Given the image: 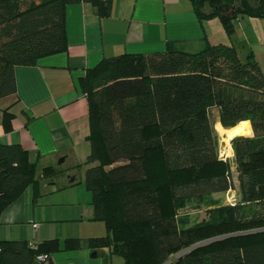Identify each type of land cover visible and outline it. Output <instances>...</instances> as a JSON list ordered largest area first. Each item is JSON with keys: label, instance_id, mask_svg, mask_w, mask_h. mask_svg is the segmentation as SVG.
<instances>
[{"label": "trees", "instance_id": "1", "mask_svg": "<svg viewBox=\"0 0 264 264\" xmlns=\"http://www.w3.org/2000/svg\"><path fill=\"white\" fill-rule=\"evenodd\" d=\"M189 1L199 22L218 19L229 38L239 19L264 18V0ZM80 2L104 15L111 1L0 0V100L16 93L17 66L66 51V7ZM241 49L206 42L189 53L170 43L165 52L106 58L86 72L80 82L90 119L85 183L94 219L108 232L89 247L107 248L125 264H264V75L252 52ZM213 111L226 130L250 122L252 137L230 140L233 160L219 155ZM3 116L10 132L13 116L8 110ZM156 156L162 177L150 171ZM36 171L21 146L0 142V215L29 187L66 174L50 167L39 179ZM236 189L235 203H207L193 227L164 207L165 193L178 208ZM229 225L245 232L195 237ZM29 243L0 241V264H33L60 250L58 240ZM79 246L77 238L65 241L66 251Z\"/></svg>", "mask_w": 264, "mask_h": 264}, {"label": "crops", "instance_id": "2", "mask_svg": "<svg viewBox=\"0 0 264 264\" xmlns=\"http://www.w3.org/2000/svg\"><path fill=\"white\" fill-rule=\"evenodd\" d=\"M110 1L104 15L90 2L69 4L66 51L41 58L31 67L17 66L16 93L0 100V142L21 146L40 169L41 174L35 175L39 179L46 168L66 171L29 187L0 215V241H59L60 250L38 264H125L109 249L89 250L90 256L67 252L63 240L85 237L80 228L94 213L83 202L68 199L67 205L63 203L66 197H49L72 188L74 168L91 153L89 110L80 83L86 72L106 58L165 52L170 43L189 53L199 52L206 42L241 47L239 37L229 38L218 19L199 22L189 0ZM5 110L13 116L10 132L3 128ZM62 157L65 161L58 165ZM70 193L62 194L71 198ZM83 199L89 200L85 194Z\"/></svg>", "mask_w": 264, "mask_h": 264}, {"label": "rangeland", "instance_id": "3", "mask_svg": "<svg viewBox=\"0 0 264 264\" xmlns=\"http://www.w3.org/2000/svg\"><path fill=\"white\" fill-rule=\"evenodd\" d=\"M240 20L238 21L239 23L237 22V24L235 25L234 33L237 35V37H239V40H240L239 45H241L242 47L241 50L245 52L244 54H246V52H250V51L252 52L253 57L255 58L258 65L260 66L261 71L264 75V18L257 19V18L244 17L241 21ZM243 39L245 40V42L243 41ZM211 118H212L211 120H213L215 123L214 128H215L216 137L218 141L217 144H218L219 155L224 161L228 159L233 160L234 155H232L233 151L230 145L231 143L230 140H232L235 137H240V136L252 137L253 136L252 130H251L252 135L247 136V135L240 134V133H247L248 126L245 125L243 128H239L237 126L234 129L239 131V134L237 133V135L235 136H230L229 131L232 129L230 130L222 129L220 127L221 125L217 123L218 121L217 111H213L211 113ZM152 159L153 161L151 163V170H150L151 173L156 175L157 177H162V175L164 176V171H163L164 169L161 164V160L158 159V156ZM94 165H97V163H95ZM233 166L234 165H232V168ZM64 168L65 167H63V169ZM88 168H89V165H87L85 161L79 164L74 173L76 176V183L73 186H71L72 188L65 190L63 192H60V193L53 194L49 197H52L51 199H56L57 197H66L63 203L67 205L68 203L70 205V202H71V201H66L68 199H72L74 202H78V203L83 202L85 208L89 207L92 210L93 209L92 198H91L92 194L91 192L87 190L86 183H85V174H84L86 173V170ZM39 174H41V171L40 169H37L36 176H38ZM67 191L72 192V194L70 193L72 196L71 198L67 197L66 196L67 194H64V195L62 194ZM237 191L238 190L236 189V191H230L226 194H217V195L212 196L211 198L195 199L192 201H188L186 203H183V205L179 206L178 208L174 207L170 196L168 195V193H165L163 202H164V207L167 213L176 211L182 225L186 227H193L195 224L201 221L202 219L201 217H203L202 215L206 211L207 203L209 204L210 203L212 204V202L222 203V204L235 203L239 199V195ZM84 194L87 195V198H89L88 201L83 199ZM210 199H211V202H210ZM72 204H75V203L72 202ZM90 212H89V215H90ZM84 221H85V225L82 226V228H80L81 230L80 232H81V236H85V237H81L82 238L81 240L83 241L79 239L81 245L75 251L79 252V254L81 252V253H84L90 256L89 250H92V248L89 246L91 245V242L105 238L108 233L107 226L105 222L96 221L94 219V214H93V218L89 219V221L86 218ZM256 227H258V225H256ZM60 228H62V231H61L62 233L66 232L63 229V227H59V229ZM251 228L254 229L255 231L258 229L254 227H251ZM243 230L244 229H242V227L240 226L229 225L219 230H216L214 232H205L204 234L202 232L197 233L195 237H200L201 235H205L204 239L205 238L207 239H205L204 241H206L212 238L224 236V235L231 234V233L245 232ZM63 242L65 243V239L63 240ZM83 243L85 244V248L81 247ZM106 249L107 248H103L102 250H106ZM93 250H96V249H93ZM69 251L70 250H67V252ZM122 260L124 261L123 258ZM33 264H38V262L34 261Z\"/></svg>", "mask_w": 264, "mask_h": 264}, {"label": "clouds", "instance_id": "4", "mask_svg": "<svg viewBox=\"0 0 264 264\" xmlns=\"http://www.w3.org/2000/svg\"><path fill=\"white\" fill-rule=\"evenodd\" d=\"M245 125L248 126L247 133H240V134H244V135H247V136H251L252 135V132H251V127H250V122H248V121H241L240 124L238 125V127L239 128H243Z\"/></svg>", "mask_w": 264, "mask_h": 264}, {"label": "water", "instance_id": "5", "mask_svg": "<svg viewBox=\"0 0 264 264\" xmlns=\"http://www.w3.org/2000/svg\"><path fill=\"white\" fill-rule=\"evenodd\" d=\"M63 161H65V157H62V158L59 159V161L57 162L58 165H62V164L64 163ZM73 181H74V177H71V179H70V183L72 184ZM198 246H200V245H197V246H195V247H192V249H193V248H196V247H198ZM192 249H190V250H192ZM190 250L185 251V252H183V253H181L180 255H177V256H181V255H183V254L189 252Z\"/></svg>", "mask_w": 264, "mask_h": 264}, {"label": "built area", "instance_id": "6", "mask_svg": "<svg viewBox=\"0 0 264 264\" xmlns=\"http://www.w3.org/2000/svg\"><path fill=\"white\" fill-rule=\"evenodd\" d=\"M29 245L33 246L34 243L31 242V243H29ZM36 260H37V262L43 263V262H46V260H48V257L46 255H41V256H38Z\"/></svg>", "mask_w": 264, "mask_h": 264}, {"label": "bare ground", "instance_id": "7", "mask_svg": "<svg viewBox=\"0 0 264 264\" xmlns=\"http://www.w3.org/2000/svg\"><path fill=\"white\" fill-rule=\"evenodd\" d=\"M237 133L239 134V131H237L235 129H232L229 131L230 136H235V135H237Z\"/></svg>", "mask_w": 264, "mask_h": 264}]
</instances>
